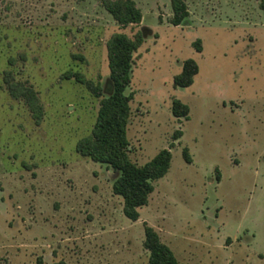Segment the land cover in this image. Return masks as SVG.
I'll return each mask as SVG.
<instances>
[{
  "label": "rangeland",
  "instance_id": "374dc122",
  "mask_svg": "<svg viewBox=\"0 0 264 264\" xmlns=\"http://www.w3.org/2000/svg\"><path fill=\"white\" fill-rule=\"evenodd\" d=\"M158 1L123 29L97 0H0V264H149L146 226L183 264H264V0H183L178 27L170 0ZM115 33L146 39L128 90L129 158L172 154L137 222L113 195L118 173L77 153L102 98L64 79L80 73L108 96ZM188 59L199 73L175 88ZM7 74L36 91L40 123Z\"/></svg>",
  "mask_w": 264,
  "mask_h": 264
},
{
  "label": "trees",
  "instance_id": "16d2710c",
  "mask_svg": "<svg viewBox=\"0 0 264 264\" xmlns=\"http://www.w3.org/2000/svg\"><path fill=\"white\" fill-rule=\"evenodd\" d=\"M123 29L131 25H139L143 15L133 0H97ZM173 10L172 24L182 25L189 17L187 5L183 0H170ZM264 10V2L261 4ZM144 38L138 33L134 38L124 33H115L106 43L108 67L112 91L103 97L100 84L86 80L80 73L67 72L64 79H74L85 85L96 98H102L97 120L90 136L78 141L77 153L94 163L105 165L109 170L118 173L112 186L115 196L123 199V214L132 222L140 218V209L147 206L149 197L154 191V182L164 178L171 168L172 154L168 149L161 150L151 161L143 166L133 163L128 155L129 140L127 136L131 116L130 104L133 94L128 93L131 87L134 54L143 45ZM200 46L196 47L201 52ZM82 59V58H81ZM199 73L197 63L188 59L183 62L182 72L175 76V88H189L194 84V78ZM5 78L11 96L23 99L29 106L35 121L40 123L43 108L38 95L32 87L14 83L10 74ZM172 114L175 118L187 119L190 109L179 100L172 102ZM182 137L175 132L173 141ZM185 161L190 164L188 150L183 151ZM144 249L149 253V264H181L173 251L164 244L159 234L151 227H145ZM38 264H42L39 260Z\"/></svg>",
  "mask_w": 264,
  "mask_h": 264
},
{
  "label": "crops",
  "instance_id": "0c3cea01",
  "mask_svg": "<svg viewBox=\"0 0 264 264\" xmlns=\"http://www.w3.org/2000/svg\"><path fill=\"white\" fill-rule=\"evenodd\" d=\"M135 3H136V5H137V7L141 10V12H142V15H143V19H142V22L139 24V25H135V26H141L144 22H145V20H146V17H148L152 12H154V8H156V10H159L160 11V9H159V4H160V2L158 1V0H133ZM153 6V7H152ZM171 10H172V8H171ZM108 13V12H107ZM172 13H173V10H172ZM109 14V13H108ZM110 15V14H109ZM110 17L112 18V16L110 15ZM113 19V18H112ZM145 41H146V39H144V43H143V45L139 48V52H140V50L142 49V47L144 46V44H145ZM107 48V47H106ZM138 53V52H137ZM134 55H136V53L134 54ZM142 57V56H141ZM223 102H225V101H222L221 103H223ZM237 108H238V106H237ZM101 165V164H100ZM109 171V173L111 174L112 173V171L111 170H108ZM114 173V172H113ZM114 195V194H113ZM78 244V243H77ZM117 255V258L119 257V255L118 254H116ZM149 259V258H148ZM180 262V261H179ZM181 263V262H180ZM181 264H183V263H181Z\"/></svg>",
  "mask_w": 264,
  "mask_h": 264
},
{
  "label": "water",
  "instance_id": "95a60500",
  "mask_svg": "<svg viewBox=\"0 0 264 264\" xmlns=\"http://www.w3.org/2000/svg\"><path fill=\"white\" fill-rule=\"evenodd\" d=\"M111 171L113 172L112 168H111Z\"/></svg>",
  "mask_w": 264,
  "mask_h": 264
}]
</instances>
